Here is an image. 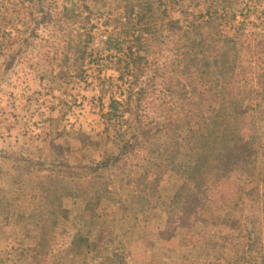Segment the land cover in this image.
Here are the masks:
<instances>
[{"label": "trees", "instance_id": "trees-1", "mask_svg": "<svg viewBox=\"0 0 264 264\" xmlns=\"http://www.w3.org/2000/svg\"><path fill=\"white\" fill-rule=\"evenodd\" d=\"M181 1L0 0V56L7 69L21 60L30 40L40 37L41 31L55 37L63 32L64 38L77 31L78 44L66 40L64 48L74 55L66 57L70 69L82 78L84 66L101 59L100 52L94 56L89 51L94 27L90 19L96 12L106 15L103 24L110 28L104 42L110 54L106 58L127 89L125 101L112 99L100 117L107 123L129 114L122 124L125 130H133L117 158L94 166L95 175L88 178L76 208L65 205L55 186L47 182L31 213L0 220L4 232L15 236L18 224L26 229L27 221L36 218L32 229L47 224L67 234V225L72 227L71 264H85L92 252L104 262L125 263L129 258L134 264H154L151 246L140 245L141 238L130 231L125 218L106 208L115 196L104 173L123 163L117 170L128 176L133 166L129 155L157 156L163 165L175 163L181 154L191 159L185 179L191 194H175L167 210L180 216V237L186 248L193 244L192 231L203 237L194 227L193 214L204 206L239 216L261 213L264 221V47L258 50L245 35L244 22L238 23L235 36L221 30L226 18L236 21L249 2L264 0H197L207 5L206 34L194 25L168 24L166 8ZM98 80L102 93L107 92L106 83ZM149 102L156 106L153 116ZM121 106L124 113L119 116ZM149 204L155 208L153 201ZM36 247L26 250L30 253L24 257L25 264H49L48 258L39 259ZM253 251L252 257H245L248 264H264V242Z\"/></svg>", "mask_w": 264, "mask_h": 264}, {"label": "rangeland", "instance_id": "rangeland-1", "mask_svg": "<svg viewBox=\"0 0 264 264\" xmlns=\"http://www.w3.org/2000/svg\"><path fill=\"white\" fill-rule=\"evenodd\" d=\"M206 6L197 0H182L167 7L165 17L169 25H194L206 34ZM106 17L96 12L90 19L94 27L89 51L94 56L100 52L101 59L96 65L86 64L82 78L70 69L71 60L66 57L74 55L64 48L66 40L78 44L77 31L68 38L62 36L63 32H57L55 37L41 31L11 69L3 65L4 58L0 56V220L19 212L31 213L47 182L55 186L65 205L76 208L88 178L95 175L94 166L117 158L126 137L133 135V130H125L122 124L130 118L129 114L122 115L124 106L119 112L123 117L107 123L100 117L112 99L125 101L127 89L126 83L117 80L111 59L106 58L110 56L104 50L110 31L103 24ZM240 22H244V33L256 48H263L264 1L249 2L243 15L237 14L236 21L226 18L221 30L235 36ZM98 77L106 83L107 92L102 93ZM149 103L153 116L156 106ZM128 158L133 165L128 176L117 170L123 163L104 173L115 196V202L106 208L125 218L130 231L141 238L140 245L151 246L154 264H248L250 260L245 257H252L256 245L264 242L261 213L239 216L229 210L217 213L210 206L199 208L197 215L193 214L194 227L203 237L192 231L193 244L186 248L180 237V216L168 214L167 210L175 194H191L192 189L185 184L191 159L181 154L175 163L163 165L157 156ZM150 201L155 208L149 207ZM36 220L29 219L26 229L18 224L15 236L0 228V264L27 263L26 250L33 246L40 249L39 259L48 258L49 264L70 263L74 255L72 227L67 225V234L47 224L32 229ZM125 261L104 262L99 253L92 252L85 264H134L129 258Z\"/></svg>", "mask_w": 264, "mask_h": 264}]
</instances>
